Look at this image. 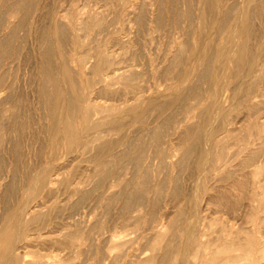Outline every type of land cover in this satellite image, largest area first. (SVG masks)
Masks as SVG:
<instances>
[{
	"label": "rangeland",
	"instance_id": "rangeland-1",
	"mask_svg": "<svg viewBox=\"0 0 264 264\" xmlns=\"http://www.w3.org/2000/svg\"><path fill=\"white\" fill-rule=\"evenodd\" d=\"M17 2L0 0V39L9 38L0 69V264H264V0H19L20 13ZM108 51L117 74L133 76L105 87L89 73L93 55ZM49 80L83 93L69 114L73 135L52 127L68 112L43 100ZM188 88L200 99L183 97ZM170 99L172 111L163 107ZM87 103L109 110L85 117ZM108 120L116 125L92 141V124ZM124 194L142 202L125 208Z\"/></svg>",
	"mask_w": 264,
	"mask_h": 264
},
{
	"label": "bare ground",
	"instance_id": "bare-ground-1",
	"mask_svg": "<svg viewBox=\"0 0 264 264\" xmlns=\"http://www.w3.org/2000/svg\"><path fill=\"white\" fill-rule=\"evenodd\" d=\"M22 1V0H21ZM248 1H250V0H248ZM27 2V1H26ZM31 3V2H30ZM3 4H5V3H3ZM3 4H2V6H3ZM12 4V3H11ZM24 5V4H23ZM23 5H22V3H20L19 2V0H18V2L17 3H14L11 7H15V12H17V11H19V13H20V11L22 10V7H23ZM216 6V5H215ZM8 7V6H7ZM8 8H10V7H8ZM248 9V8H247ZM4 12V11H3ZM91 12V11H90ZM199 12V11H198ZM202 12V11H201ZM200 12V13H201ZM248 12V11H247ZM99 13V12H98ZM6 14V13H5ZM4 14V15H5ZM15 14V13H14ZM13 13H12V15H14ZM91 14V13H90ZM24 15V14H23ZM200 15V14H199ZM204 15V14H203ZM212 15V14H211ZM202 16V15H201ZM11 17V16H10ZM28 17V16H27ZM95 17V16H94ZM93 17V18H94ZM246 17H248L247 15H246ZM1 18V17H0ZM23 18V17H22ZM25 18V17H24ZM115 19H117V18H115ZM224 19V18H223ZM52 20V19H51ZM93 20V19H92ZM202 20V18L199 20V21H201ZM205 20V19H204ZM25 21V20H24ZM191 21V20H190ZM240 21V20H239ZM248 21V20H247ZM252 21V20H251ZM213 22V21H212ZM223 22V21H222ZM225 22V21H224ZM19 23H21V22H19ZM18 23V24H19ZM200 23H202V22H200ZM239 23V22H238ZM22 24V23H21ZM27 24V23H26ZM62 24V23H61ZM205 24V22L203 21V25ZM223 24V23H222ZM202 25V24H201ZM202 25V26H203ZM225 25V24H224ZM18 26V25H17ZM92 26V25H91ZM202 26H200V27H202ZM61 27V26H60ZM59 27V25H58V27H56V30L58 29V33L57 34H61V31H62V28H60ZM26 28V27H25ZM48 28H50V27H48ZM13 29V28H12ZM12 29H11V32H12ZM10 31V30H9ZM18 31H19V29H18ZM86 31V30H85ZM188 31V30H187ZM234 31V30H233ZM255 31V30H254ZM235 32V31H234ZM42 33V32H41ZM10 34V33H9ZM12 34V33H11ZM10 34V35H11ZM43 34V33H42ZM63 34V33H62ZM41 35V34H40ZM245 35H246V38L247 39H249L250 38V36H251V33H250V29L247 27L246 28V31H245ZM17 36V35H16ZM39 36V35H38ZM43 35H41V37H42ZM63 36V35H62ZM41 37H40V39H39V41H41ZM44 37V36H43ZM43 37H42V41H43ZM58 37H59V35H58ZM57 37V38H58ZM38 38V37H37ZM45 39V38H44ZM68 39V38H67ZM9 40V38L8 37H4L3 36V38H1L0 39V69H1V63L3 62L2 61V59H4V52L6 53L7 51H6V49H7V41ZM252 40V39H251ZM54 41V40H53ZM84 41V40H83ZM22 42V41H21ZM18 43V42H17ZM19 46V45H18ZM42 46V45H41ZM180 48V47H179ZM178 48V49H179ZM18 49V48H17ZM47 49V48H46ZM264 49V48H263ZM182 50V49H181ZM45 51V55H46V57H47V59L48 58H50V56H51V54H52V52L50 51V50H44ZM179 51V50H178ZM183 51V50H182ZM62 52V51H61ZM8 53V52H7ZM16 53V52H15ZM110 53H112V52H110V51H108V52H100L99 54H97L98 56H96V57H94V55H93V58H96V60H95V62H93V64L91 65V67H90V73L89 74H91V77H93V76H96L97 77V80H98V82H100V83H104V86L105 87H109V86H111V85H113V84H115V82L116 81H118V80H125V79H129L130 78V76H133V73L129 70V71H127L128 72V75H126V74H121V75H119V74H117V71L119 70L117 67H116V65H117V63L115 62V60L112 58V56L110 55ZM234 53V52H233ZM43 54V55H44ZM223 53H221V55H222ZM12 55V54H11ZM237 55V54H236ZM238 56V55H237ZM10 57V56H9ZM92 57V56H91ZM204 57H205V54H204ZM236 57V56H235ZM234 57V58H235ZM239 57V56H238ZM237 58V57H236ZM206 59V58H205ZM49 60V59H48ZM80 60V62H79V65L82 67L83 65H84V63H86V60H85V58H83V59H79ZM206 60H208V59H206ZM5 62V61H4ZM236 63H235V65L237 64V63H240L241 62V60H237L236 59V61H235ZM11 63V62H10ZM233 63H234V61H233ZM205 64H207V63H205ZM203 65V64H202ZM53 66V65H52ZM68 66V65H67ZM238 66V65H237ZM239 66H240V64H239ZM66 65L64 66V71H63V73L65 72L66 73V76L68 75V71L66 70ZM69 67V66H68ZM8 68V67H7ZM50 69H51V67H49ZM206 67L204 66V70L202 71V72H200V79H203L204 77H205V75H206V72L208 73V71L205 69ZM49 69V70H50ZM46 70H47V68H46ZM231 70V69H230ZM45 73V72H44ZM47 73V72H46ZM62 73V74H63ZM65 73H64V75H65ZM209 74V73H208ZM63 75V76H64ZM137 75V74H136ZM5 77V76H4ZM50 77V76H49ZM65 79H66V77H64ZM69 78H70V75H69ZM199 78V77H198ZM68 79V78H67ZM66 79V80H67ZM205 79V78H204ZM203 79V80H204ZM3 80V79H2ZM1 80V78H0V81H2ZM96 80V81H97ZM106 80H110V82H106ZM69 81V80H68ZM67 81V82H68ZM73 81V80H72ZM66 82V83H67ZM16 83V82H15ZM71 83V85H72V87L73 88H77V83H75V81H73V82H70ZM49 84L52 86V88L53 89H51V88H48V86H49ZM255 85V84H254ZM50 86V87H51ZM69 83H68V88H69ZM103 86V87H104ZM71 87V86H70ZM216 88V87H215ZM51 89V90H50ZM69 90H70V88H69ZM216 90V89H215ZM218 91V90H217ZM232 91V90H231ZM240 91V90H239ZM214 92V91H213ZM212 92V93H213ZM15 93V92H14ZM39 93H41V95H42V97H43V100H47V101H45L46 103H48V104H50L51 106L49 107V105H47L49 108H53V110H55V111H57V108L59 107V106H65V109H66V111L68 112V114L63 118V117H61V119H60V117H57V119L59 120V123L56 121V124L54 123L53 124V129H54V126L55 125H59L58 127H61V129L65 132V134L66 135H73V131H72V129H73V126H72V122H71V111L74 109V107L75 106H77L79 103L80 104H83V103H85V98L83 97V93L81 92V93H77V94H75V95H71L70 93H69V91L65 88V89H63V88H60L57 84H56V81H54V80H49V81H44V82H42L41 83V85H40V91H39ZM74 93V92H73ZM221 93H222V91H221ZM235 93H237V92H234V90H233V94H232V96H230V98L233 100H235V98H237L236 96H235ZM181 94V93H180ZM214 94H215V96H214V98L217 96L216 94H217V92H214ZM214 94H212V95H214ZM242 94V95H241ZM241 97H240V99L241 98H243L245 95H244V93L243 92H241ZM10 95V94H9ZM238 95V94H237ZM1 96V95H0ZM176 96H177V94H176ZM176 96H175V98H176ZM182 96L183 97H187V98H194V99H200L199 98V96H200V94H199V90L198 89H195V88H188L187 90H186V93L185 94H182ZM219 96V95H218ZM243 96V97H242ZM8 97V96H7ZM41 97V96H40ZM174 97V96H173ZM222 97H223V95H222ZM5 98V97H4ZM45 98V99H44ZM181 98V97H180ZM212 98V97H211ZM3 99V98H2ZM11 99V98H10ZM210 99V98H209ZM224 99V97L223 98H221V100H223ZM4 100V99H3ZM43 100H41L42 101V104L44 103L43 102ZM89 100V99H88ZM171 100V101H170ZM169 100V102L168 103H165V102H163V103H165L164 105H163V107H170L171 106V104H174V100L173 99H170ZM178 100V99H177ZM177 100H176V102H177ZM191 100V99H190ZM208 100V99H207ZM218 100V99H217ZM221 100H220V102H221ZM6 101V100H5ZM192 101H195V100H192ZM209 101V100H208ZM212 101V100H211ZM215 101V100H214ZM0 102H3V101H0ZM175 102V103H176ZM185 102V101H184ZM207 102V101H206ZM222 102H224V101H222ZM46 103H44V104H46ZM140 103V102H139ZM151 101H150V103L148 102V105L150 104L151 105ZM181 103V102H180ZM197 103V102H196ZM215 103V102H214ZM4 104V103H3ZM155 104V103H154ZM158 104H162V103H158ZM157 104V105H158ZM183 104V103H182ZM181 104V105H182ZM206 104V103H205ZM204 104V105H205ZM220 103H219V101H218V105H219ZM149 105V106H150ZM156 105V104H155ZM155 105L153 106V105H151V106H153V107H155ZM175 105H179L178 103L177 104H175ZM18 106V105H17ZM177 106H176V108H177ZM183 106V105H182ZM181 106V107H182ZM215 106H216V104H215ZM162 107V106H161ZM17 108V107H16ZM116 108V107H115ZM136 107H135V105L134 106H131L130 108H128L129 110L131 109V111H132V109H135ZM158 108V107H157ZM160 108V107H159ZM166 108V109H167ZM214 108V107H213ZM213 108L211 107V109L213 110ZM46 109H47V107H46ZM161 109V108H160ZM162 109H165V108H162ZM172 109V106L168 109V110H171ZM179 109V108H178ZM181 109V108H180ZM48 110V109H47ZM50 110V109H49ZM52 110V111H53ZM107 110H109L108 108H105V107H102V108H99V107H95L93 104H90V103H87V105L86 106H84V107H82V113H83V115L85 116V117H89L90 115H92V114H94V113H97V114H101V113H103V112H105V111H107ZM211 110V111H212ZM219 110V109H218ZM40 111H41V109H40ZM160 111V110H159ZM166 111V110H165ZM172 111V110H171ZM175 111V110H174ZM204 111V110H203ZM208 111H210V110H208ZM207 111V112H208ZM133 112V111H132ZM162 112V111H161ZM177 112V111H176ZM180 112V111H179ZM216 112V111H215ZM21 113V112H20ZM50 113V112H49ZM52 113V112H51ZM204 113V112H203ZM210 113V112H209ZM70 114V115H69ZM54 115V114H53ZM63 115V114H62ZM202 115V114H201ZM59 116V115H58ZM186 116V115H185ZM194 116V115H193ZM198 116V115H197ZM200 116V115H199ZM198 116V117H199ZM211 116V115H210ZM5 117H7V116H5ZM52 118L54 117V116H51ZM51 117H49V118H51ZM193 118V117H192ZM197 118V117H196ZM205 118V117H204ZM209 118V117H208ZM211 118V117H210ZM198 119V118H197ZM203 119V118H202ZM206 119V118H205ZM21 120V119H20ZM54 120V119H53ZM53 120H52V122H53ZM56 120V119H55ZM210 120V119H209ZM112 122H113V120H111ZM198 121H199V119H198ZM208 121V120H207ZM51 122V123H52ZM112 122H109V120L108 121H102V122H95V123H93L92 124V126H91V129L95 132V136L91 139L92 141H96V140H99V138H101V135H102V133L104 132V135L106 134L105 132H107L108 131V129H106L108 126H109V124H112ZM203 122H204V120H203ZM114 123V122H113ZM18 124V123H17ZM170 124V123H169ZM177 124V123H176ZM197 124V123H196ZM201 124V123H200ZM4 125V124H3ZM113 125H116V122L113 124ZM35 126V125H34ZM58 127H57V129H58ZM115 128V127H114ZM200 129V128H199ZM18 130V129H17ZM55 130V129H54ZM58 131H60V130H58ZM62 131V132H63ZM92 131V132H93ZM152 131V130H151ZM18 132V131H17ZM56 132V131H55ZM63 132V133H64ZM162 131L160 130V129H158V130H156L153 134H152V136H151V143L153 144L152 146H155L154 148L156 149V147L158 148L159 147V144H160V142H161V139H162V133H161ZM198 133H200V132H198ZM164 134V133H163ZM253 134V133H252ZM125 135V134H124ZM174 135V134H173ZM201 135V134H200ZM199 135V136H200ZM141 136V135H140ZM254 136V135H253ZM145 137V136H144ZM197 137V136H196ZM197 138H199V137H197ZM196 138V139H197ZM101 142H103V141H101ZM111 142V141H110ZM123 142V141H122ZM133 142V141H132ZM136 142V141H135ZM109 143V142H108ZM140 143H142V141L140 142ZM139 143V144H140ZM99 144V143H98ZM127 144V143H126ZM136 144V143H135ZM138 144V143H137ZM132 145H134V144H131V146ZM141 145V144H140ZM5 146V145H4ZM107 146H109V144L107 145ZM118 146V145H117ZM130 146V147H131ZM139 145H137V146H134V147H138ZM38 147V146H37ZM139 147H141V146H139ZM193 147V146H192ZM5 148V147H4ZM102 148V146L100 147V149ZM129 148V147H128ZM127 148V149H128ZM132 148V147H131ZM189 149H190V147H188ZM193 148H195V147H193ZM192 148V149H193ZM12 149V148H11ZM97 149V148H96ZM106 149V148H105ZM130 149V148H129ZM134 149V148H133ZM154 149V150H155ZM108 150V149H107ZM135 150H136V148H135ZM142 151V150H141ZM140 151V152H141ZM188 151V150H187ZM193 150H191V152H192ZM102 152V151H101ZM125 152V151H124ZM139 152V151H138ZM138 152H137V155L134 157V158H132L134 161H135V163H137V162H139L140 161V159L143 157V155H142V157H141V153L140 154H138ZM197 152V151H196ZM122 153V152H121ZM121 153H120V155H121ZM125 153H128V151L127 152H125ZM129 153H130V151H129ZM135 154H136V152H134ZM134 153L132 152L131 154H133V156H134ZM182 153V152H181ZM187 153V152H186ZM186 153H183V155H181V159H179L180 161V163L179 164H181V162L183 163V165L182 166H184V165H187V164H185V162H183L184 160H185V154ZM190 153V152H189ZM199 153V152H198ZM12 154V153H11ZM130 154V155H131ZM165 154V153H164ZM193 154H194V151H193ZM192 154V155H193ZM114 155V154H113ZM118 155V154H117ZM209 155V154H208ZM122 156V155H121ZM158 156H160L161 157V153H159L158 154ZM200 156V155H199ZM126 157H128V155L126 156ZM132 157V156H131ZM188 157V156H187ZM191 157V156H190ZM256 157V155H255V153H253L252 155H249V158L245 161V163H247V164H249L250 163V161H252L253 159H256L255 158ZM68 158V157H67ZM113 158V157H112ZM120 158H122V157H119L118 158V164L120 163L119 162V160H121ZM124 158V157H123ZM194 158V157H193ZM4 159V158H3ZM131 159V158H130ZM129 159V160H130ZM187 159V158H186ZM122 160H124V159H122ZM126 160V159H125ZM143 160H145V159H143ZM194 160V159H193ZM66 161V160H65ZM113 161V160H112ZM116 161V160H115ZM126 161H128V160H126ZM106 162V161H105ZM110 162V161H109ZM125 162V161H124ZM130 161H128L127 163H129ZM144 162V161H143ZM142 162V163H143ZM188 162V161H187ZM126 162H125V164H127ZM131 163H133L132 162V160H131ZM134 163V164H135ZM142 163L141 164H138L137 165V168H139L140 167V165L142 166ZM165 163V162H164ZM253 163V162H252ZM105 164V163H104ZM113 164V165H112ZM114 164H116L115 162L114 163H112L111 162V164H109V165H112V167L113 166H115ZM118 164H116L117 166L116 167H118ZM122 164H124V163H122ZM122 164H120L119 165V167H122ZM124 164V165H125ZM130 164V163H129ZM133 164V167L136 165H134ZM166 164V163H165ZM168 164V163H167ZM178 164V165H179ZM108 165V164H107ZM98 166H99V164H98ZM106 165H104V167H105ZM139 166V167H138ZM181 166V167H182ZM195 166H196V164H195ZM124 167V166H123ZM145 167V166H144ZM49 168V167H48ZM100 168V167H99ZM108 168V167H107ZM135 168H136V166H135ZM105 170H106V168H104ZM110 169V168H109ZM119 169V168H118ZM140 169V168H139ZM182 169H184V168H182ZM99 170V169H98ZM101 171H102V168L100 169ZM101 171H98V172H101ZM120 171V170H119ZM131 172V171H130ZM100 174V173H99ZM102 174H103V172H102ZM104 174H106V173H104ZM108 174V173H107ZM148 174V173H147ZM34 177H35V175H33ZM41 175H39V177H40ZM87 176V175H86ZM101 177V176H100ZM102 178V177H101ZM104 178V177H103ZM134 178V177H133ZM35 179H36V177H35ZM4 181V180H3ZM38 181V180H37ZM36 183V182H35ZM47 183V181L45 182V186L47 185L48 186V184H46ZM50 183V182H49ZM42 184V183H41ZM129 185V184H128ZM35 186V189H37L36 188V184L35 185H33V187ZM43 187H44V184H43ZM32 189H34V188H32ZM34 189V190H35ZM41 189H42V186H41ZM41 191V190H40ZM39 191V192H40ZM30 192V191H29ZM32 192V191H31ZM125 192V191H124ZM148 192V191H147ZM28 193V192H27ZM119 193V192H118ZM179 193V192H178ZM117 194V193H116ZM114 194L113 196H111V200L113 199V198H115V197H118V196H120V194ZM126 195H127V193H125ZM124 194V195H125ZM123 195V194H122ZM125 195V200H124V204H123V207L125 206V208L126 207H129L130 205H132V204H134V203H140V202H142V196H140V195H135V194H130V195H128V196H126ZM80 197V196H79ZM6 199V198H5ZM117 199V198H116ZM115 200V199H114ZM121 200V199H120ZM24 201V200H23ZM122 204V203H121ZM21 206V205H20ZM19 206V207H20ZM26 206V205H25ZM122 207V206H121ZM18 210H21V207H20V209H18ZM22 211H24L25 212V209L24 210H22ZM29 211V210H28ZM23 212V213H24ZM18 213V212H17ZM26 213V212H25ZM29 214H30V212H28ZM19 214V213H18ZM26 215V214H25ZM28 215V214H27ZM16 217H19L20 215H18L17 216V214L15 215ZM29 217V216H28ZM23 218H25V217H23ZM32 218V217H31ZM36 218V217H35ZM21 220H22V218H21ZM24 220V219H23ZM31 220V219H30ZM179 220V219H178ZM177 221V220H176ZM176 223V222H175ZM174 223V224H175ZM178 223V222H177ZM18 224V223H17ZM171 225H172V223H171ZM171 225H168V227L170 226L171 227ZM176 225V224H175ZM50 226V225H49ZM177 226V225H176ZM175 226V227H176ZM52 227V226H51ZM174 227V226H173ZM174 227V230L176 229ZM158 228V227H157ZM169 229V228H168ZM172 229V228H171ZM173 229H172V231H174ZM17 232V231H16ZM195 232V231H194ZM1 233V232H0ZM18 233V232H17ZM197 233V232H196ZM19 234V233H18ZM17 234V235H18ZM19 236V235H18ZM119 237V236H118ZM14 238V237H13ZM22 240V239H21ZM189 241H190V236H189ZM16 242H18V237H17V239H12V240H10V242H9V244H8V246L10 247V248H12L13 246H15V244H16ZM187 246V245H186ZM14 250V249H13ZM14 251H16V250H14ZM186 251V250H185ZM200 251V250H199ZM263 251V250H262ZM215 252V251H214ZM14 253V255H15V252H13ZM12 254V253H11ZM167 255V254H166ZM13 256V255H12ZM165 256V255H164ZM163 257V256H162ZM166 258H168V256H165ZM8 258V257H7ZM10 259H11V256L9 257ZM15 258V257H14ZM14 258H12V260L14 259ZM164 258V257H163ZM9 260V259H8ZM11 260V261H12ZM163 260V259H162ZM164 260H165V258H164ZM166 261V260H165ZM3 262H6V260H4ZM10 262V261H9ZM160 262H163V261H160ZM10 263H12V262H10ZM163 263H166V262H163ZM211 263L213 264H217L218 263V259L216 260V259H212L211 260ZM7 264V263H6ZM161 264V263H160Z\"/></svg>",
	"mask_w": 264,
	"mask_h": 264
}]
</instances>
